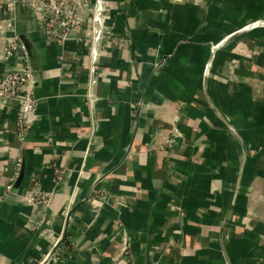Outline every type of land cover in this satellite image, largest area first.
Here are the masks:
<instances>
[{
	"label": "crops",
	"instance_id": "obj_1",
	"mask_svg": "<svg viewBox=\"0 0 264 264\" xmlns=\"http://www.w3.org/2000/svg\"><path fill=\"white\" fill-rule=\"evenodd\" d=\"M107 1L93 109L85 44L62 53L27 11L17 25L40 74L39 119L21 142L16 101L0 107V264H40L63 237L62 264H264L263 42L246 26L257 0Z\"/></svg>",
	"mask_w": 264,
	"mask_h": 264
},
{
	"label": "built area",
	"instance_id": "obj_2",
	"mask_svg": "<svg viewBox=\"0 0 264 264\" xmlns=\"http://www.w3.org/2000/svg\"><path fill=\"white\" fill-rule=\"evenodd\" d=\"M108 8L107 0H0V63L14 64L8 65L3 75L0 107L5 106L10 100L16 101L15 119L21 142L30 136L39 117L36 81L28 48L17 30L19 12L21 10L29 12L35 19L42 38L60 46L62 53L73 44H85L91 61L90 80L85 98L89 107L93 109L97 102L99 86L97 66L108 35L106 26ZM212 49V52H215L217 46H213ZM60 60H63V54ZM22 167L23 158L18 156L13 165L11 182L5 186L6 195L14 192V182L20 176ZM24 201L32 204L48 202V197L40 193H31L25 196ZM61 239L54 244L53 249L40 264H62L65 249L60 243ZM128 248L126 243L123 248L124 254H127Z\"/></svg>",
	"mask_w": 264,
	"mask_h": 264
},
{
	"label": "rangeland",
	"instance_id": "obj_3",
	"mask_svg": "<svg viewBox=\"0 0 264 264\" xmlns=\"http://www.w3.org/2000/svg\"><path fill=\"white\" fill-rule=\"evenodd\" d=\"M256 9L254 14V18L251 20L249 19V22L246 24V26L254 24V30H257L259 32L260 26H261V21H263V13H264V0H257L256 1ZM255 7V6H254ZM257 40H255L256 42ZM256 84V85H255ZM254 84V89H259L261 90V82H258ZM255 91V90H254ZM257 92V91H256ZM262 100H263V94L259 93L254 94V134L257 131V120L256 117L261 116V105H262ZM258 119V118H257ZM256 138V137H255ZM254 149H256L258 156L254 158L255 163L262 162L264 163V149L261 148L260 146H254ZM256 165V164H255ZM257 166V165H256ZM254 166V175L257 173L258 166ZM259 177L264 178V169L262 171H259L258 174ZM254 184L256 188L254 189V202H258L256 207H258V210L260 214H262V217H264V181L256 175L254 176Z\"/></svg>",
	"mask_w": 264,
	"mask_h": 264
},
{
	"label": "water",
	"instance_id": "obj_4",
	"mask_svg": "<svg viewBox=\"0 0 264 264\" xmlns=\"http://www.w3.org/2000/svg\"><path fill=\"white\" fill-rule=\"evenodd\" d=\"M264 18V17H263ZM260 30L262 31V37H261V40L263 42V56H264V19L263 21H261V26H260ZM21 39L22 41L26 44L27 48H28V52H29V57H30V61H31V66H32V70H33V76H34V79L36 81V85H37V82L40 80V74H39V70L37 67L34 66L33 62H32V48H30V46L27 45V42L24 41V37L21 36ZM65 237H63L61 239V242L62 243L64 241ZM59 243V244H60Z\"/></svg>",
	"mask_w": 264,
	"mask_h": 264
},
{
	"label": "trees",
	"instance_id": "obj_5",
	"mask_svg": "<svg viewBox=\"0 0 264 264\" xmlns=\"http://www.w3.org/2000/svg\"><path fill=\"white\" fill-rule=\"evenodd\" d=\"M21 14H22V16L20 17V22H19V30L21 29L22 31L24 30L25 31V29H26V20H25V15H26V11L25 10H22L21 11ZM21 32V31H20ZM246 47H247V43L246 42H244V43H242V45H241V47L238 49V53L240 54V55H245L246 54Z\"/></svg>",
	"mask_w": 264,
	"mask_h": 264
}]
</instances>
